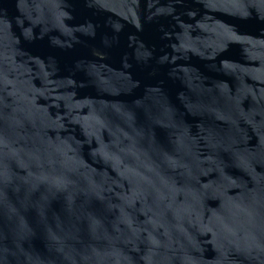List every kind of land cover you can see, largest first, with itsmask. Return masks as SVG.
Segmentation results:
<instances>
[{
  "label": "water",
  "instance_id": "1",
  "mask_svg": "<svg viewBox=\"0 0 264 264\" xmlns=\"http://www.w3.org/2000/svg\"><path fill=\"white\" fill-rule=\"evenodd\" d=\"M0 264H264V0H0Z\"/></svg>",
  "mask_w": 264,
  "mask_h": 264
}]
</instances>
